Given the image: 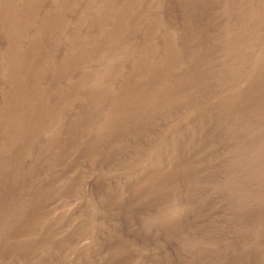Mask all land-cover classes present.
I'll return each instance as SVG.
<instances>
[{
  "label": "bare ground",
  "instance_id": "1",
  "mask_svg": "<svg viewBox=\"0 0 264 264\" xmlns=\"http://www.w3.org/2000/svg\"><path fill=\"white\" fill-rule=\"evenodd\" d=\"M168 1L171 0H0V54L3 53V51H6L5 40H11V43L9 42V44H12L13 46L11 50H8V48L6 51L10 55V61H5V58H0L1 70H3L0 73V83L9 82L11 78L14 82L16 73L21 66V64L19 65L18 57L22 52V45H26V41L32 39L31 44H33V52H36V54H38L37 57L40 59L33 66L35 75L31 81V84L29 85L31 92L28 97H24V90H22L24 83L23 81H19L13 83V91L10 90L11 94H8V96H5L4 98V105H7L9 115L7 117L8 122L6 121L7 124L4 125V123H2L0 126V138L4 137L5 139H7L4 140V138H2L3 141L0 140V162L2 163V165L0 163V184L4 182V180L2 179L4 175V172H1L2 168L5 167L6 163L10 164L13 162L12 160H14V154L12 155L11 152L22 155L23 158H26V163L28 161H31L30 164L35 163L33 165L34 168L36 165V170L38 173H40V171L42 170V173L44 174V169H46L47 172L50 170V172L48 173H46L45 171V173L48 175L54 172L53 175L55 177L53 176L54 178H51V183L47 186H51L53 181L55 191L53 190L49 192V190H51L50 187L49 190H46L48 191V193H45L42 196H45L48 201L56 202L59 205V208L62 209H59L60 211L58 209H56L55 211L41 210L37 213L36 221L33 220L35 223H31L33 226L28 228V231L35 235L36 240H39V237H37L36 235H39L40 233L44 234L45 237H47V234H51V231L55 230L54 228H59V226L66 221V218L70 213H73L75 211L77 212V210H79V208L83 205L91 206L92 212L89 209L87 210H89L91 214L93 212L96 214L93 219L90 218L92 220H86L87 223H85L86 221L83 219L77 221L74 220L76 222H73L72 227L78 228L82 232V234H85L84 237H86L84 240L79 241L78 244H75L76 248L80 251V254L76 255L71 251L73 247L72 244V247H70L68 243H64L62 248L58 250L57 253V251L55 252V250L52 251L45 249L47 248V244L43 242L37 245L35 249L31 247L32 244L26 245L20 248L18 251H15L14 249L3 248L0 251V253H2L1 255H3L2 257H8H6V260H4L5 262L0 261V264H23L22 262L29 263L30 259L36 258L35 255L41 258V261L37 262V264H41L42 261L51 260L52 253H55V255L57 254L54 258L55 260H60V262H64L65 264H73L76 259L80 262H83L84 264H93L90 259L91 250L89 248L93 246L95 242L97 244V240L94 241L93 238H89L94 236L95 234L100 235L103 233H105V236L108 233L111 237L114 236V232H106L109 225L107 223H112L114 221L111 222V220H109L111 218L106 217L108 218L109 222H105L102 217H99L103 214V211L102 214L99 215L98 212L100 210H98V206L102 205L103 202L96 207L94 205L96 201H93L95 202L93 204L91 201L92 198H90L89 195L91 191L89 192L88 186H94V183H97L101 175L100 173H95V171H92V169L90 168L92 164H97L99 161L96 156L97 153L95 154L92 152V155L90 154V158L88 157L89 164L84 163L85 165L83 167H79L80 165H76L77 167L74 168L71 167L73 168L72 173L59 170L60 167H57L59 166V163H57L56 161V164H53L56 157L60 156L58 152L59 149H62L63 153L61 154H65L64 157H62L65 164L74 166L73 161L74 156H76V149H74L73 146L70 147V145L68 144L67 140L70 137L69 132L65 131L67 130L65 129V127L67 123L70 122L73 112L77 109H90L94 108V106L102 108V110L100 109L101 112H99L98 114L92 111L94 114H88L86 116L79 115V117H76V119L79 120L82 124L78 128L76 127L75 130L87 131L84 129L86 127L83 128L82 126L86 122L91 123V126H89L90 130L87 132L90 133L91 138L93 137L92 142L96 144L95 146L102 144L101 141H103L105 137L107 138L106 135L113 127L114 129L112 130L114 131H112V133L114 135L117 131H120V133L122 132L123 135L128 132L130 134H133L130 135L128 133L127 137L125 138L129 141V143H127L128 145L114 144L111 149L113 151L120 150L122 146L134 149L137 148V140L139 141V139L143 138L142 134L145 133L144 130L147 127H150L151 130L155 129V127L159 123H163L162 126L164 130L167 131L170 136L176 131L174 133L175 135L171 137V139L165 140V137L163 138L164 140H160V137H153L154 139H151L152 144L150 145L152 146L153 143H156V150L155 147H152L147 156L144 154L137 155V158L135 159V162H138V164L141 165L140 169H138L139 172H136L135 175L127 176L123 182H117L109 189H106L105 194L112 196L111 201H109L110 198L108 197V203L107 201L104 202V204L107 203L109 205L107 206L108 209L110 208V206H112L111 208L114 207V210L118 207L119 204H124L127 199L139 197L140 194L136 195L131 189L132 184H135L133 182L145 176L149 170L161 167L165 162L168 163L169 167V162L171 161H178L181 163L178 168L174 166L176 168L175 169L173 167V169H175L174 171H171V169L166 166L169 168L168 171H170L168 177H170L173 172H177L181 175V173H186V170L190 171L191 165H186V157L190 154L191 156L195 155L194 151L197 149L195 148V146L202 139L204 140V137H202L203 135L201 133L202 131L199 130L201 132H198L196 128H204V125L199 124V116L201 114L203 105H193L195 104L193 101L197 98L199 99V95L202 94L201 89L203 88L202 84H196V82L194 85H187V83L179 84L178 79L180 78V76H183L185 72L193 71L194 74L198 72L196 71L197 68H191L189 63L194 58L202 55L205 49L204 46L186 45L185 48H183V50H186L184 51L186 53L179 54L176 58V63L169 62L170 59L168 60V58L166 59V61L161 60L164 50H166L168 53L172 52V54L174 55L177 53L176 51H178L179 47L181 46L179 44V40L175 39V35H173V32L176 33L174 27L177 21L172 18V11H170V7L166 6V3ZM230 1L227 2L229 5ZM119 3H123L124 5H126L125 10L122 9L123 12L121 13L115 11ZM53 5L57 7L54 10L51 9ZM233 5L234 7L232 8V10L236 15L231 13V15L225 19V21H227L228 23V25H226V27L228 26V29L226 31V34L223 35V39L221 41H224L225 44L228 43L226 42V40L232 43V45L228 47L229 49L231 48L233 50L232 57H225L226 59L224 65L223 67H221V69H219L220 71H218V74H220L221 76L216 75L219 78L217 79L219 82L218 86H221V88H223L222 90L225 91L223 94L219 93L222 95L218 97L216 96V100L219 101L212 103V105L215 107L214 110L211 109V113L209 116L210 121L215 124L218 121H220L221 123L222 121H224L225 123L229 122V127H231V129H229L228 127L227 128L231 130L232 135L234 134L233 137L236 136V138L239 137L241 138V140H248L251 143H249L250 145L248 144L241 149L239 148L237 150H234L233 153L230 154L229 159L231 160L232 165L223 173L225 175L231 176L240 175V177H238L234 181L232 180L233 182L224 189L227 194L234 195L239 192L241 193V190L244 188L242 185L244 184H247L248 187L252 190L250 191V189H245L247 190V193H251L250 195L247 194L249 195L246 199L247 201L237 198L230 204V208L228 209L230 216L237 214L239 209H243L248 205H260L261 203H264V197L262 196L263 194H255L257 189L264 190V91L260 92L259 94H253L250 103L245 102L244 100V102L242 100H239L240 98L250 94L253 91L255 85H259L261 87L264 85V57H260L261 54L264 55V0H240V2H238V6L237 3H233ZM17 9H20V14H17L19 12ZM33 9H37V11L29 12ZM138 13H140L139 17ZM49 21L50 25L53 24V27L51 28L54 29L56 34L54 33L55 40L51 42L52 44L51 46H49V49L44 51V49L47 48L44 47L43 50H41V45L45 43L48 44V42L44 41V38L37 35V30H35V28H39L40 30H42L43 26L41 28V25L46 26ZM115 21L124 23V29L122 28V30L125 32L124 34H121V31L118 33H113L112 29ZM219 23L222 22L219 21ZM127 28L131 31L127 32ZM118 30L120 29L118 28L117 31ZM111 31L112 33H110ZM41 34H43V32H41ZM71 37H73L76 44L74 43L75 45H71L68 42L71 46L69 45L70 48H67L68 46L65 45V48H67L66 50L62 46V44L63 42H65V40ZM72 41L73 40H71V42ZM221 42L219 41V43ZM161 46L163 50H161L162 48H159ZM215 49H217V47ZM64 50L68 51L67 61L65 60V62H67L68 64V67H65V65L62 64L65 68H61L62 71L57 75V78L50 81L48 79L51 76L50 67L56 62H59L58 57L60 54H62L61 51ZM89 50H92L91 52H94V56L96 57L93 56L92 58H89ZM237 52L241 53V57L238 56ZM249 52H253L254 55L256 54L258 60H254L252 61V63L247 65L245 63H242V61L246 59ZM137 53L140 54L138 55L140 59L135 63V65H132L134 63H132L130 59ZM142 60H144L145 63H143ZM146 62L148 63L146 64ZM217 64L219 65V63ZM243 64H245L246 66H243ZM26 69L28 68L26 67ZM143 69L147 71V74L152 73L153 76H151V78H148L149 76L145 74L144 76L147 80L142 81V74L140 73V71ZM201 71L202 70H200L199 72ZM155 74L156 76L160 77L156 79ZM251 76V80L255 81L247 84V79ZM190 79H192V77ZM85 81L86 83L89 82V85L85 86ZM173 85L176 87L175 91H178L175 95L172 94L174 93V90L170 89L171 87H174ZM11 86L13 85L11 84ZM122 87L124 89L120 90V88ZM157 87L160 89L157 92H154L152 95H149L150 91H152L154 88L156 91ZM52 91L57 92L56 94H53ZM122 92L126 93L129 97L127 98L130 99L128 101V108L126 107V105H123V103L119 106L115 105L118 108L116 109L114 116H108L107 112L104 111L105 109H108V103L112 98L120 97L118 95ZM67 93H71V96H69L68 98H66ZM48 95L52 96L51 101L47 99ZM250 96L251 95H249V97ZM40 99H42V101L38 103V100ZM54 101L55 105L53 106ZM207 103L208 101L206 102L205 99L204 104ZM178 112H180L179 115H177ZM209 119L207 120L208 122ZM178 123H183L182 127H179ZM219 123H217V125ZM177 124L179 128L174 131L173 129ZM13 125L16 127L15 129ZM74 126L72 130L74 129ZM214 128H216V126ZM131 129L133 131H131ZM258 136H261L263 139H259ZM66 137H68V139ZM130 137H132L131 141L129 140ZM256 138H258L260 141H257ZM41 147H43V151H45V153H43L44 157H42L40 154ZM143 155L145 157V160L141 159ZM226 156H228L227 153ZM39 157L40 159H37ZM215 160L217 159L215 158ZM215 160L213 159L214 162H216ZM242 160L244 161V164ZM18 162L19 165L17 164V168L21 167L22 169L23 165H25L23 163L25 162L21 160H19ZM178 162L176 164H178ZM201 163L204 164V161ZM138 170L134 169L133 172ZM157 172H159V170ZM32 173L34 174L35 172H33L32 170L26 171L24 172V177H20L22 178V180L26 179L28 180V182L33 181L32 183H34L36 179L33 177L35 174L31 175ZM67 173H69V175ZM115 174L117 175L116 172ZM164 175L165 173L159 176L158 179H154L152 185H148L149 187H152V189L150 190V194L152 197L156 196V194L152 195L154 194L152 193V191L160 194L161 192H163L164 188H171V190L174 191L172 193H174L175 195L181 192L183 182L182 179H172L173 182L168 183H172V185H167L164 180ZM78 177L81 178L79 179ZM242 177L246 179V183H244ZM76 179H78V181ZM137 184L134 186L137 187ZM28 187H26L27 190H25L24 193L30 194L32 192H36V188ZM64 187L69 188V190L64 191ZM11 190L9 192H11ZM41 190L42 188L40 189V191ZM92 190H94V188ZM145 194L148 193L145 192ZM69 195H72V197H70ZM165 196L167 197V195ZM70 198L72 200H69ZM148 199L151 200L150 198ZM163 201H161L163 204H160L164 205L162 207L166 212L171 208L175 209L171 214L165 213L166 215H169V217L165 220V222L167 223L164 224L166 225L162 224L164 228L168 227L169 222L170 224H177V222H180L181 220L186 218L185 210L181 209L182 207H178L179 205L177 206V208H175L173 200L170 201L173 203H171L170 206L168 199L165 202ZM159 202L155 204H159ZM149 203L154 204L150 201ZM155 204L154 206L151 205L154 208L152 210H156L155 212H157L158 214V212L160 213V211L158 210V207L155 206ZM14 205L15 203L13 204V207L15 208ZM104 206L102 205V207ZM111 208L109 209L110 211ZM102 209L104 210V208ZM110 211L105 212L110 213ZM13 215L14 214H12V216ZM104 215L112 216L111 213ZM157 217L158 215L153 217L155 219L153 223V221H151L153 219H151V217L149 216L147 222L151 219L149 221V224H151L150 222L155 224V222H157ZM0 218L2 217L0 216ZM161 219H158V221H161L163 223L164 218L163 220ZM257 221L258 220L254 222ZM43 224L47 225V230L43 229ZM255 229L256 228H254V230ZM167 230L169 229L167 228ZM198 241L200 243L206 242V240L201 242L200 239ZM33 249L34 253L37 252L34 257H32L34 254ZM3 258L0 257L1 260H3ZM139 261L140 260L138 259V262ZM140 263L141 262H139L138 264Z\"/></svg>",
  "mask_w": 264,
  "mask_h": 264
},
{
  "label": "rangeland",
  "instance_id": "2",
  "mask_svg": "<svg viewBox=\"0 0 264 264\" xmlns=\"http://www.w3.org/2000/svg\"><path fill=\"white\" fill-rule=\"evenodd\" d=\"M229 1L230 0H227V1L226 0H171V1H168L166 3L167 4L166 6L170 7V11H172L171 12L172 14L170 13L172 15V18H174V20L177 21L175 23V27H174L176 33L173 32V35H175V39L179 40V44L182 47L179 45L180 46L179 50L176 51L177 53L174 55L172 54V52L168 53L166 50H164L163 51L164 53L162 54L161 60L166 61V59L168 58V60L170 59L169 62H175L176 63L177 56L179 54L186 53V52H184L186 50H183V48H185L186 45L204 46V49H205L202 55H199L198 57L194 58L191 61L192 63L191 62L189 63L190 67L195 68V69L197 68L196 71H198V72L195 74L193 73V71L192 72H185V74H183V76H180V78L178 79L179 84H186L187 83V85H194L195 82H196V84H202L203 89H201V90L202 91L204 90L203 92L201 91L202 94L199 95V99L197 98V99H195L196 101L195 100L193 101L195 103L193 105H196V106H200L201 104L203 106L205 105L204 107L202 106L201 114L199 116V124L204 125V128L202 127L203 128L202 129V128L196 127L198 132L202 131L201 133L203 135L202 137H204V140L202 139L195 146V148H197L194 151L195 155L191 156V154H190L189 156L186 157V160H187V162L185 161L186 165L187 166H188V164L191 165L190 171L186 170L185 171L186 173H184V174L181 173L182 176L177 172H173L172 175L173 174L174 175L173 176L171 175L170 177H168V175L170 173V171H168V169L170 168L171 171H174L176 169L175 167L178 168L181 163L178 161H171V162H169V165H170V167H169L168 163L165 162L161 167H158L159 169L156 168L153 170H149L145 176L140 178L141 181H140V179H138L137 181L133 182L135 184H132L131 189L136 195L140 194L139 197H133V198L127 199L124 202V204H122V205L119 204L118 207L115 208L114 210H113L114 207L111 208L112 206H110V208H111V211H110L109 210L110 208L108 209V207H107V206H109L107 203H108V197L110 198L109 201H111L112 196L105 194L106 189H109L111 186H113L117 182L118 183L123 182L127 176L135 175L136 172L138 173L139 172L138 169H140L141 165H139L138 162H135L137 155L144 154L147 156L148 153L150 152V150L152 149V147L153 148L155 147V150H156V143H153L152 146L150 145V144H152L151 139H154L155 136L160 137V140L165 138V137H166L165 140L171 139V137H173L175 135L174 134L176 132L175 130H177L179 127H182L183 123L182 124L178 123L179 127H178V124L174 127L173 130L175 132L172 133L171 136L169 133H167V131L164 130V128L162 126L163 123L162 124L159 123L156 126L157 128L155 127V129H152V130L150 127H147L144 130L145 133L142 134L143 138L139 139V141L137 140L138 143L136 142L138 144L137 148L134 149V148L122 146V148L120 150H116V151L111 150L112 146L114 144L128 145L127 143H129V141L126 140L125 138L127 137L129 132L125 133L126 136L123 135L122 132L120 133V131L115 132V135H114L112 133V131H114V130H112V129H114V127H113L110 129V132L106 135L108 139L105 137L104 140L101 141L102 144L98 145L99 146L98 147V146H95L96 144L94 142H92L93 137L91 138L90 133L87 132L90 130L89 126H91V123L86 122L83 124L82 127L83 128L86 127L84 129L87 131L75 130L76 127L78 128L82 124L79 120L76 119L77 116L78 117H79V115L86 116L88 114H94V113L98 114L102 110L101 107L94 106L95 109L94 108L77 109L73 112V115H72L70 122L67 123V125L65 127V129H67V130H65V131L69 132V137H70L69 139H68V137H66L68 139L67 142L70 145V147L73 146L74 149H76V153H75L76 156H74V161H73L74 166L65 164L64 159L62 158V157H64L65 154H61V153H63L62 149H59L58 152H59L60 156L56 157L53 164H56V162H57V163H59V166H57V167H60L59 170H61V171L63 170L65 172H69V173L71 172L72 173L74 167H77L78 165H80L79 167H83L85 164H89L88 160L90 158L89 156L92 155V152L95 154L97 153L96 156H97L99 161L97 164H95V163L92 164L90 168L92 169V171H95V173L97 172V173H100L101 175H100V178L97 181V183H94V186H91V187L88 186L89 192L91 191L89 195H90V198H92L91 201L93 204L95 203L93 201H96V203L94 204L96 207L98 205H100L102 202H103V204H102L103 206L106 205L104 207H102V205H100L101 207L98 206L100 208V209L98 208V210H100L98 212L99 215L102 214V211H103V214L100 215L99 217H102L105 220V222L106 221L109 222L108 218H111V219H109V220H111V222L114 221V222H112L114 224H112L110 222L107 223L109 225H108L107 230H106V232H108V231L114 232V234L112 233L114 235L113 237H111L109 235V233L106 236H105V233H103L100 235L95 234L94 236L89 238V239L93 238L94 241L97 240V244L95 242V244L89 248L91 250V258L90 259L93 262V264H138L139 262H141L140 264H264V218H263L264 217V203H261L260 205H254V204L248 205L247 207H245L243 209H239L237 214L230 216L229 212H228V209L230 208V204L232 202H234L235 199H237V198L238 199L240 198L244 201H247L246 199L251 194V193H247V190H249L250 188L248 187L247 184H244L247 181H246V179H244L242 177V179L244 181V183H243L244 185H242V186L244 188L241 190V193L239 192L237 194H234V195L231 194L230 195L224 191V189L228 185H230L235 179L240 177V175L231 176V175L223 174L226 171V169L232 165L231 160L229 159L230 154H232L234 150H237L239 148L241 149L244 146H247L250 142L248 140L243 141L239 137L236 138V136L233 137L234 134L232 135L231 130H229V129H231V127H229L230 126L229 122L225 123L224 121H222V123H221L220 121L217 120L218 121L217 123L220 122L218 124L220 126H218L217 123L215 124L212 121H210V119H209L211 109L214 110V107H215L212 105V103H214L216 101L218 102L219 100H216V98L218 96L222 95L225 91V90H222L223 88H221V86H218L219 82L217 79H219L218 76H221L220 74H218V71H220L219 69H221V67H223L225 59L232 57V51L233 50L231 48L230 49L228 48L232 45V43L230 41L226 40V42H228V43L225 44L224 41L223 42H221V41L223 39V35L226 34V31L228 29V26L226 27V25H228V23H227V21H225V19L227 17H229L231 15V13L236 15L235 12L232 10V8L234 7L233 3L234 4L237 3V6H238V2H240V0H232V1H230V5L227 3ZM113 4H115V3H113ZM171 6H174V7H171ZM125 7H126V5H124L123 3H119V5L115 11H117L118 13H121V12H123V10H125ZM56 8L57 7H55V5H53L51 7L52 10H54ZM47 9H48V7H47ZM17 10L19 12L17 13V11H16V13L20 14L21 13L20 9H17ZM35 11H37V9H33L29 12H35ZM234 15H233V17H234ZM139 16H140V13H138V17ZM35 17H36V15H35ZM187 19L188 20L190 19V20L188 21ZM218 20L222 23H219ZM49 23H50V21L48 22V24L46 26L41 25V28L43 26L42 30H40L39 28H35V30H37V32H36L37 35L44 38L43 39L44 41L48 42V44L45 43V44L41 45V47H42L41 50H43L44 47L47 48V49H44V51L48 50L49 46H51V44H52L51 42H53L55 40V34L56 33H55L54 29L51 28V27H53V24L50 25ZM114 23L115 24H113V29H112L113 33L114 32L118 33L121 31V34H124L125 32L122 30V28L124 29V23L123 22L119 23V21L118 22L115 21ZM204 23H206V24H204ZM225 23H227V24H225ZM125 26H126V24H125ZM184 26H185V28H184ZM118 28L120 30L117 31ZM38 30L43 32V34H41V32ZM114 30H116V31H114ZM112 31L110 33H112ZM130 31L131 30L127 28V32H130ZM190 31H191V33H190ZM214 32H216V33H214ZM219 37H220V39H219ZM71 40H73V41L71 42ZM219 41L221 43H219ZM9 42L11 43V40H5L6 44L5 43L4 44H5L6 51L8 48H9L8 50H11L13 47L12 44H9ZM68 42L71 45L76 44L73 37H71V38L65 40V42H63L62 46L65 48V45H66V46H68L67 48H70L69 47L70 44ZM31 43H32V39L26 41V45H24V44L22 45V52L18 57V62H19V65L21 64V66L19 67V70L16 73V77L14 79V82L11 78L9 80V82L0 83V92H1L0 93V101H1L0 102V106H1L0 110L3 109L2 111H0V114L2 115V116L0 115V118H1L0 126L2 123H4V125H5L8 122L7 117L9 115V110H8L7 105L6 104L4 105V103H5L4 98H5V96H8V94H11V91H13L12 90L14 87L13 83L23 81L24 85H23L22 90H24V94H23L24 97L25 96L28 97V95L31 92L29 85L31 84V81L35 75V70H33V66H34V64H36L40 60L37 57L38 54H36V52H33V44H31ZM216 47H217V49H215ZM67 48H65V49L67 50ZM159 48L161 49L162 46ZM222 49L225 51H223ZM66 50L61 51L62 54H60L58 57L59 62H56L54 65H51V67H50L51 76L48 78L50 81L55 80L57 78V75L62 71V69H64L65 67H68L67 62H65V60L67 61V58H68L67 57L68 51H66ZM161 50H163V48ZM6 51H3V53L0 54V58H3V59L5 58V61H10V55ZM91 51L92 50L88 51L89 58H92L95 55L94 52L92 53ZM63 52H64V54H63ZM225 52H226V54H225ZM89 53H91V54H89ZM42 54H43V52H42ZM138 55H140V54L137 53L130 59V61L132 63H134L132 65H135V63L139 61L140 57ZM238 56L241 57V53H238ZM262 56L264 57L263 54H261L260 57H262ZM94 57H96V56H94ZM215 58L217 61L215 60ZM172 59H174V60H172ZM209 59L211 62L209 61ZM254 60H258L256 54L254 55L253 52H249L246 59L244 61H242V63L249 65ZM90 61H91V59H90ZM142 61H143V63H145L144 60H142ZM28 63L30 64V66ZM57 63H59L60 65ZM147 63L148 62H146V64ZM202 63H203V65H202ZM217 63H219V65ZM62 64H64L65 67ZM245 64H243V66H246ZM26 67L28 69H26ZM208 67H209V70H208ZM213 67H215L216 69ZM200 70H202V71L199 72ZM2 71L3 70H1V65H0V73ZM146 72L147 71H145V69L140 71V73L142 74L141 77L143 78V79L141 78L142 81L147 80L144 76L145 74L147 76H149L148 78H151V76H153L152 73L147 74ZM156 74H155V78L158 79L160 76H156ZM216 75H218V76H216ZM190 76L192 77V79H190L191 78ZM251 78H252V76L247 79V84H250L252 81H255V80H251ZM213 79H214V81H213ZM196 80H198V81H196ZM84 83H86V81ZM88 83L89 82H87L85 84V86L89 85ZM11 84L13 86H11ZM28 86H29V88H28ZM258 86L259 85H255V87L253 88V91L250 94L246 95L247 97L246 96L242 97L239 100H242V101L244 100L245 102L250 103L251 97L253 96V94H259L260 92L264 91V85L262 87L259 86V88H258ZM26 88H28V89H26ZM199 88H200V86H199ZM123 89H124L123 87L120 88V90H123ZM159 89L160 88L157 87L156 91H155V88H154L152 91H150L149 95H152L154 92H157ZM170 89L174 90V93H172L173 95L177 94L176 92H178V91H175L176 90L175 86L171 87ZM3 90L6 92H4ZM56 92L57 91H52L53 94H56ZM219 93H222V94H219ZM70 94L71 93H67L66 98L71 96ZM249 95H251V96L249 97ZM118 96H120V97L112 98L110 100V102L112 104L109 102L107 105V106H109V107H107L108 109L104 110L105 112H107L108 116H112V117L114 116L115 111L118 108V107H116L117 105L119 106V105H122V103H123V105H126V107L128 108V105H129L128 101L130 100V99H128L129 98L128 95L126 93L122 92ZM204 98L206 99V102L208 101L207 104H204L205 103ZM47 99H49L51 101L52 96L48 95ZM120 99H121V101H120ZM41 101H42V99L38 100V103H40ZM54 105H55V101L53 103V106ZM179 113L180 112H178L177 115H179ZM175 117H178V116H175ZM179 117H181V116H179ZM14 118H15V116H14ZM208 119H209V122L207 121ZM75 121H76V123H75ZM72 123H73V125H72ZM223 124H225V125H223ZM205 125H207V126H205ZM73 126H74V129L72 130ZM215 126H216V128H214ZM13 127H14V129L16 128L14 125H13ZM199 130H201V131H199ZM131 131H133V130L131 129ZM217 132H218V134H217ZM118 134H120V135H118ZM110 135H111V137H110ZM130 135H133V134H130ZM223 136H225V137H223ZM229 136H231V137H229ZM260 137L261 136H258L259 139H263L262 137L261 138ZM2 138H4V137H1L0 140L3 141ZM229 138H230V140H229ZM258 138H256V140L260 141ZM131 139H132V137L129 138L130 141H131ZM238 139H240L241 142ZM4 140H7V139L4 138ZM147 144H148V146H147ZM149 145L151 146V148ZM145 146H147V147H145ZM232 148H233V150H232ZM40 150H41V153H40L41 156L44 157L43 153H45V151H43L44 150L43 147H41ZM142 150H143V153H142ZM11 153H12V155L14 154L13 155L14 160H12L13 162L10 164L6 163L5 167L2 168V171H1V172H4V175L2 178L4 180V182H2L0 184V216L2 217V218H0V221H1L0 222V231H1L0 232V236H1L0 237V251L3 248L14 249L15 251H18L20 248H22L26 245H29V244H32L31 247H33L35 249L37 247V245L44 242L47 244V248H45V249L52 250V251L55 250V252L57 251V253H58V250H60L62 248L64 243H68L70 247H72V245H73L71 251L74 254H76V255L80 254L79 253L80 251L76 248L75 244H78L79 241L84 240L86 237H84L85 234H82V232L78 228L72 227V225H73V222L75 223L77 220H80V219H83L85 221L86 220L87 221L92 220L93 217H95V215H96L94 212H93L94 214L93 213L91 214L92 207L89 205H85V206L83 205L82 207L79 208V210H77V212L75 211L76 213L75 212L70 213L71 216H70V214L67 216L66 221L64 220L66 223L64 222L63 224H61L60 225L61 227L60 226H59V228L53 227L55 230H52L51 234H47V237H45V235L41 234V233L39 235H36L37 237H39V240H36L35 235H33L31 232H29L28 228L32 227L33 222L36 221L37 213L41 210H53V211H55L56 209H58V210L62 209V208H59V205L56 202L48 201V199L45 196H42L43 194L48 193V191H46V190L47 189L49 190L50 187H51V190H49V192H51L53 190L55 191V188L53 186V181H52L51 186H47L48 184L51 183V178L55 177L53 175L54 172L50 173V175L52 174L51 176L46 174V173L50 172V170L47 172L46 169H44L46 171V173L44 171V174H43L42 170L41 171L39 170L40 173H38L36 170L37 169L36 165H35V168L33 165L35 163L30 164L31 161L30 162L28 161L29 163L28 162L26 163V158H23L22 155L15 153V152H11ZM226 153L228 156H226ZM106 154H108V155H106ZM144 155L141 159L145 158ZM215 158L217 160H215ZM37 159H40V157ZM213 159L216 162H214ZM19 160L25 162V163H23L25 165H23L22 169H21V167L17 168V166L19 165V162H18ZM203 161H204V164L201 163ZM177 162H178V164H176ZM242 162L244 164L243 160H242ZM1 165H2V163H1ZM166 166H168L169 168ZM71 167H73V168H71ZM173 167L175 169H173ZM33 168L36 171H34ZM134 169H136L138 171L133 172ZM157 169L159 170V172H157L158 171ZM31 170L33 172H35L34 173L35 175L33 173L31 174V175H34L33 177L36 179V180L34 179L35 182L34 183H32L33 181L28 182V180H26V179L22 180V178L25 175L24 172L31 171ZM115 172L117 173V175L115 174ZM69 173H67V174L69 175ZM161 173L162 174L165 173L164 180H165V183H167V185H172V183L171 184H168V183L173 182V180H175V178L176 179H182L183 182H182L181 192H179V194L175 195L174 193H172L174 191H172L171 188L170 189L164 188L163 192H161L160 194L159 193L157 194V192L152 191V193H154L152 195L156 194V196H154V197L151 196L150 190L152 189V187H149L148 185L149 184L152 185L154 179L155 180L158 179L159 176L162 175ZM77 176H82V175H77ZM171 177H173V178H171ZM78 178L80 179L81 177H78ZM167 178H168V180H167ZM76 180L78 181V179H76ZM179 181H181V180H179ZM136 184L138 185L137 187L134 186ZM34 185H36V186H34ZM28 186L36 188L35 189L36 192H32L30 194L24 193V191L27 190L26 187H28ZM92 187L94 188V190H92L93 189ZM41 188H42V190L40 191ZM136 188H138V189H136ZM63 189H64V191L69 190V188H67V187H64ZM245 189H247V190H245ZM10 190H11V192H9ZM244 190L246 191V193ZM144 191L148 194H145ZM165 191H166V193H165ZM250 191H252V190L250 189ZM250 191H248V192H250ZM247 194H249V195H247ZM255 194H260V195L263 194L262 196L264 197V190L257 189ZM165 195H167V197ZM69 196L72 197V195H69ZM160 196H162V197L164 196L166 200L168 199L169 206L172 203L170 201L173 200L175 208H177L178 205H179L178 207H182L181 209L185 210L186 218L184 216L185 219L181 220L180 222H177V224L176 223L170 224V222H169L168 227L165 226L166 228H164V226H162V224L166 225V224H164V223H167V222H165V220H166V218L169 217V215H166L165 213L171 214V213H173V211L175 209L171 208L170 210H168L166 212L165 209L162 207L164 205H161V204H163L161 201L164 200L163 202H165L166 200L164 199V197L162 198ZM103 198H104V200H103ZM148 198H150L151 200H149ZM66 200H67V198H66ZM69 200H72V199L70 198ZM105 201H107V203L104 204ZM149 201L154 203V204L158 203L160 201L159 202V204L161 203L160 205L155 204V206L158 207V210L160 211V213L158 212V214H157V212H155L156 210L155 211L152 210V209H154L152 207V206H154V204L149 203ZM155 201H158V202H155ZM14 203H15V205H14L15 208L13 207ZM147 204H149V205H147ZM55 207H57V208H55ZM102 208H104V210L107 212L110 211V213L113 217L110 215H104V214H110V213L105 212ZM87 209H89L91 212ZM122 210H124V211H122ZM89 213H90V216H89ZM114 213L118 214V215H115ZM12 214H14V215L12 216ZM80 215L83 217H81ZM114 215L116 216V218ZM157 215H158V217L156 219L157 222H155V224H153L154 220H155L153 217L157 216ZM149 216L151 217V219H153V220L150 219L151 221H153V223L150 222L151 224H149L150 220H148V222H147V219L149 218ZM106 217H108V218H106ZM90 218H92V219H90ZM163 218H164L163 223L161 221H158V219L163 220ZM70 220H72V221H70ZM74 220H76V221H74ZM256 220H258V221L254 222ZM87 221L85 223H87ZM27 222L30 224L32 223V224L30 225ZM173 224H174V226H173ZM25 225H27V226H25ZM42 227L44 230H47L46 224H43ZM167 228L169 230H167ZM254 228H256V229L254 230ZM12 233H14V234H12ZM61 233H64V234H61ZM236 235H238V236H236ZM48 237L50 240L48 239ZM11 238H12V240H11ZM261 238H263V239H261ZM199 239L201 240V242L206 240L205 243H207V244H205L203 242L200 243L198 241ZM257 245H259V246H257ZM34 249H33V253H34ZM36 253L37 252H35L32 257H34V255ZM1 254L2 253H0V257L3 258L2 257L3 255H1ZM56 255H55V253L54 254L52 253V259L49 261L48 260L42 261L41 264H65L64 262H60V260H55L54 258L56 257ZM35 256H36L35 259L34 258L30 259V261H29L30 264H37V262L41 261V258L39 256H37V255H35ZM6 257H8V256H6ZM6 257H4L3 260L0 259V261L5 262L4 260H6ZM138 259L140 260L139 262H138ZM135 261H137L138 263ZM22 263L23 264L24 263L29 264L26 262H22ZM73 264H84V263L80 262L79 260L76 259L73 262Z\"/></svg>",
  "mask_w": 264,
  "mask_h": 264
}]
</instances>
